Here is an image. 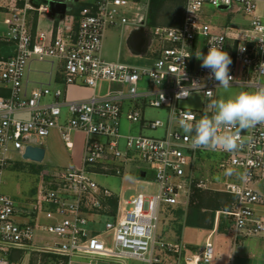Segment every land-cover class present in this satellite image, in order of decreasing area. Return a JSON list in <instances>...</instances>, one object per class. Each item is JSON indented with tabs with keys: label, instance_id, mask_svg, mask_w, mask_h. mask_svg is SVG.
Returning a JSON list of instances; mask_svg holds the SVG:
<instances>
[{
	"label": "built area",
	"instance_id": "2783aa9c",
	"mask_svg": "<svg viewBox=\"0 0 264 264\" xmlns=\"http://www.w3.org/2000/svg\"><path fill=\"white\" fill-rule=\"evenodd\" d=\"M177 1L183 4L178 26L150 25L152 0H96L81 9L76 29L66 32L59 25L56 33L49 36L45 31H34L29 22L30 11L48 12L46 4L34 6L30 0H0L7 27L0 34V41L16 46L11 57L0 59V77L10 92L0 96V174L11 161L9 154L23 156L28 145L42 146L41 140L50 136L53 129H58L68 148L74 147L78 133L84 134L79 164L67 170L44 172L38 195L46 204L32 202L17 207L13 199L0 192V264H14L10 261L14 249L64 256L69 258V264L75 256H87L91 261L130 258L162 264L166 253L176 254L179 260L183 256L185 264H215L218 222L205 246L191 255H185L186 244L168 242L160 232L161 213L166 207L188 208L194 188H208L211 184L236 199L233 209L225 212L235 227V236L230 235L228 264L234 259L241 235H264V216L258 217L254 208L264 205V194L254 188L255 183L264 181V125L242 131L243 146L229 153L193 148L191 137L179 123L198 120L207 110V105L198 109L181 107V101L194 94L212 101L222 88L217 87L218 82L207 79L209 70L200 66L201 61L195 55L182 58L198 51L207 54L212 40L222 41L223 50L232 58L230 86L264 88L260 80L264 76V0ZM206 3L227 11L230 20L241 14L248 24L229 22L223 25L222 33H215V24L206 20ZM230 7H234L231 12ZM128 13L139 18L132 19ZM117 26L127 31L130 26L133 30L142 27L147 31L149 43L141 55L153 60L152 63L137 65L104 58L105 32ZM47 60L59 63L63 87L52 89L41 84L29 91L26 75L30 62ZM183 70L186 78L178 82ZM104 80L126 87L109 96L69 99L66 95L72 85L97 89ZM193 80L201 83L200 92L193 91L189 97L177 99L180 88L188 87ZM209 90L211 96L206 93ZM50 95L54 101H44ZM127 100L134 102L127 112L128 120L142 123L143 128H165L164 135L122 134ZM147 105L168 108V123L161 119L146 121L143 108ZM64 109L67 113L61 120ZM18 112H27L29 117H17ZM123 139L125 150L121 148ZM203 151L223 156L220 167L226 172L224 181L201 176L199 154ZM131 167H135L140 178L142 170L147 172L142 179H151L153 173L158 193L140 192L126 198L95 178L126 176ZM44 205L56 208L62 218L41 224L43 220L38 214ZM48 213L46 216L52 218L53 213ZM87 213L106 216L109 220L105 229H93L90 224L98 222L89 220ZM220 213L217 212V221ZM44 232L55 237L54 245L34 243Z\"/></svg>",
	"mask_w": 264,
	"mask_h": 264
},
{
	"label": "rangeland",
	"instance_id": "374dc122",
	"mask_svg": "<svg viewBox=\"0 0 264 264\" xmlns=\"http://www.w3.org/2000/svg\"><path fill=\"white\" fill-rule=\"evenodd\" d=\"M46 4H53L58 2H65L64 0H42ZM30 3L38 6L39 3L35 0H30ZM178 4L176 7L178 8ZM204 9L207 13L206 20L215 24L213 29L215 33L223 32V25L228 23L227 11L217 9L216 7L206 3ZM234 7L228 9L231 12ZM128 16L132 19H137L136 15L128 13ZM161 16V15H160ZM6 15L0 13V33L7 31L4 19ZM51 17H47L44 20L45 25L51 22ZM231 24L236 25H246L248 24L247 18L243 17L241 14L234 16V19L230 21ZM168 25L169 22L163 20L162 18L157 19V23L153 25ZM130 32L122 26L109 27L105 32L103 50L102 54L106 60L109 61H121L128 64L137 65H147L153 62V60L146 59L145 56L141 54H133L128 46V37ZM36 67L47 69L49 68V63L40 62L35 63ZM261 82L264 83V76L261 77ZM63 87V85L59 86ZM126 87L123 83H114L108 80L101 81L98 87L99 96H109L122 92ZM253 87L244 86H229V88L218 89L215 98L213 100L219 99L221 97H228L235 93L241 91H254ZM51 99V98H50ZM211 100L203 98L199 94L192 95L188 100L180 102V106L188 109H198L206 106ZM133 101L127 100L124 103V115L122 117L121 132L125 135H146V136H160L164 135L165 128H159L158 130H153L146 126L143 128L142 123H133L127 118L128 110L133 107ZM170 110L165 107L157 108L147 105L143 108V114L146 121H152L156 119H161L165 124L168 123ZM66 109L63 110V115L61 120L66 116ZM27 118V117H25ZM79 134V133H78ZM77 134V135H78ZM76 135V137H77ZM84 135V134H83ZM76 140V139H75ZM42 146L46 149V156L42 163H37L31 160H26L21 156L20 153H11V161L9 165L3 169L0 174L1 187L0 192L11 199H13L17 207H24L32 202L46 204V201L39 200V188L42 185V178L44 177V172L47 170H67L73 167L72 155L77 153V149L68 148L64 143L58 129H53L50 136L41 140ZM121 148L125 150V139L122 140ZM202 162H200L201 170L200 174L204 178H209L210 180L219 182L226 179L225 170L220 167L223 156L217 152L213 151H203L199 154ZM131 172L126 176L121 175H97L95 178L100 182V184L105 185L112 191L121 192L126 198L132 195L138 194L140 192L145 194H157L159 191L158 183L155 182L153 173H151V179H142L138 176L137 170L131 167ZM216 185L211 184L208 188H199L204 192H207L208 196L212 193L222 192V194H227V191L214 189ZM194 188V189H196ZM261 193L264 194V188L262 184L259 186ZM194 192V190H193ZM230 194V193H228ZM232 195V194H230ZM232 199V207L236 203L234 196H230ZM192 199V197H191ZM191 202V201H190ZM190 205V204H189ZM46 206V205H44ZM207 207V206H206ZM257 216H264V205L254 206ZM220 211L219 218L217 221L218 214ZM214 211L213 209L207 207L203 208L201 213L204 216L203 226H192L186 224V217L191 213L190 206L188 208H173L166 207L165 211L161 213L160 220V232H162L163 238L170 242H180L189 247L185 251V255L193 254V250L201 249L206 244V239L209 233L215 229L217 224V231L215 237L218 238L217 248H216V259L218 263H225L230 249V235L235 236L234 232V222L231 217L223 210ZM41 212V210H39ZM215 214V216H214ZM85 216L93 221L97 220L98 223L92 222L90 226L96 230H104L105 222L109 219L106 216L96 215L95 213H87ZM49 218V217H48ZM223 219L224 229H220V223ZM52 220H46L41 222V224H50ZM40 226V225H39ZM213 226V228H211ZM43 234V233H42ZM168 236V237H167ZM181 237L175 238V237ZM55 237L44 232L43 237L39 236L34 242L36 245H54ZM108 246H113L112 243H108ZM193 249V250H192ZM24 255H30V264H65V259H59V262H55L52 256L47 255V253H40L37 251L24 250ZM30 252V254H29ZM197 252V251H196ZM27 253V254H26ZM52 254V253H50ZM172 262L175 264H185L184 257L182 256L179 260L178 256L175 254L171 256ZM101 264H146L141 261H136L134 259H97ZM97 260H92L87 256H75L73 258V264H95ZM58 261V260H57ZM22 262H20L21 264ZM233 264H264V235H253L246 236L241 235L239 237V242L235 248V254L233 259Z\"/></svg>",
	"mask_w": 264,
	"mask_h": 264
},
{
	"label": "clouds",
	"instance_id": "9594fccd",
	"mask_svg": "<svg viewBox=\"0 0 264 264\" xmlns=\"http://www.w3.org/2000/svg\"><path fill=\"white\" fill-rule=\"evenodd\" d=\"M192 55L201 61L202 68L209 70L208 80L218 82L217 87L229 88L233 81L230 75L232 58L223 50L222 41H210L207 54L198 51L182 58H190ZM184 78L186 73L183 70L178 82ZM200 90L201 83L193 80L188 87L180 88L177 99L189 97L193 91L200 92ZM206 93L212 95L211 90ZM163 98L162 94L161 100ZM206 109L205 114L198 120L189 119L179 122L183 132L191 137L192 147L205 150L220 149L229 153L237 151L243 146L242 131L264 125V88L241 91L212 100ZM227 174H232V170Z\"/></svg>",
	"mask_w": 264,
	"mask_h": 264
},
{
	"label": "crops",
	"instance_id": "0c3cea01",
	"mask_svg": "<svg viewBox=\"0 0 264 264\" xmlns=\"http://www.w3.org/2000/svg\"><path fill=\"white\" fill-rule=\"evenodd\" d=\"M64 1L65 2H61V3L66 5V10L64 12L53 13V10H54L53 4L50 5V4L44 3L42 0H35V2L39 3L38 6L40 4H46L49 7V9H48V12L41 13V14L36 12V11H30L29 12V22H30V25H32V29L34 31L37 29L45 31L49 36H51V34L56 33V29L59 25H62L65 28L66 32L72 31V30L76 29V27L78 25L79 14L81 11V10L77 11V7L83 3L89 4V3H92L96 0H64ZM180 3H182V2L177 1V0H167L164 3L163 8H161V10L159 11V13L157 15L156 23H157L158 18H162L163 20L169 22V24L167 26H178V25H180L181 21H182V12L180 11L179 6H178V8L176 7V5L177 4L179 5ZM0 13L4 15V12L2 10H0ZM47 17H51L52 20L50 23L45 25L44 20L47 19ZM228 20L230 22L232 20V18H231V20L228 18ZM130 30H133V27H131V26L128 27V31H130ZM2 33H4V32H1L0 34H2ZM44 62L49 63V68L44 69V68L36 67L35 63H40L38 61H31L30 62L29 66H28L27 75H26V78H27L26 86H27L29 91L32 90L33 88H35L36 86L41 85V84L44 86L47 85V86L51 87L52 89L57 88V87L62 85V74H61V68H60L59 63L55 62L53 60H47ZM5 90H9V89L4 85V83L2 82L1 77H0V96H6V95H2L3 92H5ZM66 95L68 96L69 99L89 98L92 95H98V88L92 89L89 87H80V86L72 85L68 88ZM44 101H46V102L54 101V97L50 95V96L46 97L44 99ZM15 115L17 117H29V113H27V112H18ZM83 140H84V135L82 133H79L76 137L75 142H74V149H77V153L72 155L71 160H72L73 165H77L81 161V155H82V151H83ZM260 184H262V187L264 188V181L257 182L254 184V188L259 192H261V190L259 188ZM49 211H51L53 213L52 218H48L46 216L47 214H49L48 213ZM38 218L40 220H43V221L50 219V220H52V222H54L57 219L62 218V217H61V214H58L56 208L45 206L43 208V211L38 214ZM175 238L181 239V237H175ZM218 238H216V245H217ZM170 242H172V241H170ZM180 242H183V240ZM188 248L189 247H187V249ZM201 249H198V250L192 249V250H193V252H196V251L199 252ZM21 251H24V250L14 249L10 252V257L12 256L14 258L13 263L14 264H20V262H22L21 264H30V261H31L30 255L28 256L27 253H26L27 255H24L25 252L21 253ZM29 254H30V252H29ZM174 255H175L174 253H166L165 255H163L162 256V259H163L162 264H175L174 262H172L173 258H171V256H174ZM227 261L228 260H226V262L222 263V264H228ZM95 262H96L95 264H101V262L98 260ZM73 263L74 262L72 259L71 264H73ZM91 264H93V263H91ZM215 264H221V263L220 262L218 263L217 259H215ZM231 264H233V261Z\"/></svg>",
	"mask_w": 264,
	"mask_h": 264
},
{
	"label": "trees",
	"instance_id": "16d2710c",
	"mask_svg": "<svg viewBox=\"0 0 264 264\" xmlns=\"http://www.w3.org/2000/svg\"><path fill=\"white\" fill-rule=\"evenodd\" d=\"M167 0H152L151 6H150V13H149V24L153 25L156 23V18L161 10L163 8L164 3ZM87 4L83 3L77 7V11H80L84 6ZM179 9L182 12L183 11V4H179ZM16 46L14 43L11 42H4L0 41V59H8L15 53ZM10 92L9 90H5L2 95H8ZM230 194H222V192L212 193L208 196L207 192H204L203 190L196 188L194 189V192L192 194V199L190 202V214L186 217V224L192 225V226H203V220L204 216L201 213L203 208H211L215 212L218 210L223 211H231L232 207V199ZM207 206V207H206ZM215 216V214H214ZM213 228V226H211ZM220 229H224V222L223 219L220 223ZM22 253V251H21ZM47 255L52 256L55 259V262H59V259L63 258L65 259L66 263H69V258L64 256H59L56 254H50L47 253ZM58 260V261H57ZM10 261L13 262L14 258L11 256Z\"/></svg>",
	"mask_w": 264,
	"mask_h": 264
},
{
	"label": "water",
	"instance_id": "95a60500",
	"mask_svg": "<svg viewBox=\"0 0 264 264\" xmlns=\"http://www.w3.org/2000/svg\"><path fill=\"white\" fill-rule=\"evenodd\" d=\"M55 12H64L66 10V5L61 2L53 3ZM149 43V36L145 29L142 27L139 29H134L128 37V46L133 54H142L146 51ZM46 156V149L43 146H32L28 145L23 154V158L26 160H31L37 163H42ZM142 178L147 177V172L142 170L140 172Z\"/></svg>",
	"mask_w": 264,
	"mask_h": 264
}]
</instances>
